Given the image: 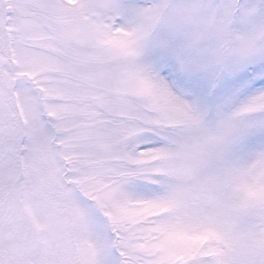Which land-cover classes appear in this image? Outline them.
I'll list each match as a JSON object with an SVG mask.
<instances>
[{"label": "snow or ice", "instance_id": "1", "mask_svg": "<svg viewBox=\"0 0 264 264\" xmlns=\"http://www.w3.org/2000/svg\"><path fill=\"white\" fill-rule=\"evenodd\" d=\"M0 264H264V0H0Z\"/></svg>", "mask_w": 264, "mask_h": 264}]
</instances>
